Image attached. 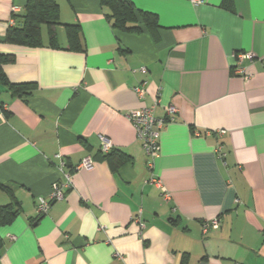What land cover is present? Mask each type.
<instances>
[{"label":"crops","instance_id":"obj_1","mask_svg":"<svg viewBox=\"0 0 264 264\" xmlns=\"http://www.w3.org/2000/svg\"><path fill=\"white\" fill-rule=\"evenodd\" d=\"M129 1L138 32L115 28L100 0H56L58 22L20 45L5 37L27 0H0V54L13 56L2 69L21 86L0 82V205L18 209L0 226V264H264V0ZM238 51L253 54L245 77ZM156 99L157 117L178 111L148 168L128 115ZM85 156L92 169L77 168Z\"/></svg>","mask_w":264,"mask_h":264},{"label":"trees","instance_id":"obj_2","mask_svg":"<svg viewBox=\"0 0 264 264\" xmlns=\"http://www.w3.org/2000/svg\"><path fill=\"white\" fill-rule=\"evenodd\" d=\"M102 7L109 10L108 17L112 21V25L124 32H138L140 27L135 14V9L129 0H100ZM58 4L56 0H27L24 5L23 12L17 16L16 24L10 26L6 32V41L9 43L20 45H38L40 44V26L42 23L54 25L58 22ZM140 23H143L148 30H153L158 26L157 16L153 13L141 11L139 12ZM73 25L68 28V37L70 41H74L75 31ZM72 41V42H73ZM13 56L0 54V82L8 84L16 91L21 89L20 85L10 84L3 72L2 65L12 61ZM112 148V147H111ZM110 150V149H109ZM102 152L103 155L108 154ZM121 161V159H120ZM1 189L8 188L0 184ZM13 202L0 205V226L9 223L18 213ZM2 242L0 240V249Z\"/></svg>","mask_w":264,"mask_h":264},{"label":"built area","instance_id":"obj_3","mask_svg":"<svg viewBox=\"0 0 264 264\" xmlns=\"http://www.w3.org/2000/svg\"><path fill=\"white\" fill-rule=\"evenodd\" d=\"M194 3L200 2V0H193ZM235 57V64L232 67L233 73L240 75L242 77H245L244 68L241 66V62L244 59H252L253 54L251 52H244V51H238L234 54ZM142 70H145V68H141ZM134 92L139 98H143L145 90L143 85H136L133 87ZM158 101L157 99L154 100L150 105L143 106L141 108L132 110L129 112V119L135 129L137 138L141 141L142 148L144 150V153L146 155V165L148 168L153 167V160L156 158L159 154V137H160V131L163 128V126L174 119L175 115L177 114V108L174 105H169L165 109V116L157 117L154 114V109L157 105ZM208 133H212L215 136H220L222 133H224V130H214V131H208ZM100 150L102 152H107L111 147V143L109 139L104 136L100 135ZM214 152L216 156L225 163V156L226 153L223 149V145L221 142H217V144L214 147ZM60 164L63 165L64 162L60 160ZM94 165V162L90 156H85L82 158L80 163L77 165V168H85L87 170L92 169ZM155 183L159 184L160 181L158 179H152ZM71 185L70 176L66 174L61 181H54L51 186V192L49 194V199L43 196H39L36 201V211L38 215L45 214L52 201L54 200H60L64 195V189L69 188ZM163 190V198L165 200L170 199V194ZM219 225V220L217 218L211 219L209 221H206L202 223L201 229L202 233L206 234L210 229L216 228Z\"/></svg>","mask_w":264,"mask_h":264}]
</instances>
